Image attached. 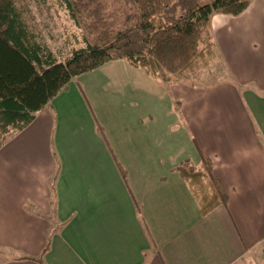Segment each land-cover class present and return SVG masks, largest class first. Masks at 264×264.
Listing matches in <instances>:
<instances>
[{
	"label": "crops",
	"instance_id": "0c3cea01",
	"mask_svg": "<svg viewBox=\"0 0 264 264\" xmlns=\"http://www.w3.org/2000/svg\"><path fill=\"white\" fill-rule=\"evenodd\" d=\"M210 29L230 82L167 84L166 92L141 69L113 60L70 81L10 135L0 147V264H264V0L238 16L213 15ZM85 76L89 87L111 84L132 104L144 87L155 89L144 115L158 114L159 89L163 101L169 97L171 122H156L155 157L141 155L140 139L151 136L137 111L129 115L133 132L127 121L119 126L122 167L136 169L129 186L83 102ZM177 143L184 155L160 166L158 156ZM186 159L200 170L208 159L226 194L205 216L172 171Z\"/></svg>",
	"mask_w": 264,
	"mask_h": 264
},
{
	"label": "trees",
	"instance_id": "16d2710c",
	"mask_svg": "<svg viewBox=\"0 0 264 264\" xmlns=\"http://www.w3.org/2000/svg\"><path fill=\"white\" fill-rule=\"evenodd\" d=\"M252 0H57L83 45L59 62L15 0H0V147L26 129L70 81L118 59L156 81L180 84L214 58L210 19L238 16ZM186 159L172 171L185 181L201 216L226 201L220 183Z\"/></svg>",
	"mask_w": 264,
	"mask_h": 264
},
{
	"label": "rangeland",
	"instance_id": "374dc122",
	"mask_svg": "<svg viewBox=\"0 0 264 264\" xmlns=\"http://www.w3.org/2000/svg\"><path fill=\"white\" fill-rule=\"evenodd\" d=\"M210 1L211 0H202L204 4H207ZM15 3L18 7L25 11L27 22L38 32L41 37V42L54 54L59 62L67 60L73 49L80 48L83 45L82 33L69 20L66 12L60 7L57 0H15ZM90 73L91 72H89V74ZM88 77L89 76H85V78L80 80L81 86L84 85L82 87L79 85V89L82 92L83 102L89 113L93 116V118L95 115V118L98 121L96 123L97 133L100 134L101 137H107L110 141V152L114 164L124 180V183L129 186L135 181L134 177L136 169L133 163L131 164L128 162L129 172L127 174L124 167H122L123 163L119 158V145H117V142L120 141L119 126L122 122L127 121L126 124L128 132H133V129H129V115L130 113L137 111L136 115H141V119H138L137 123L141 125L140 127H142V129L143 127L145 128L146 125L148 126L149 129L147 128V131H149L152 139H140L143 144L141 148V150L143 149L141 155L148 158L151 156L155 157L160 150L159 145L154 144V142L157 143L155 136L159 132V130H157L156 122H158L157 124L160 128H164V124L169 121L171 117L167 104V99L169 97L167 96V99L163 101L161 97V91L163 90L159 89V112L158 114L155 113V115L148 116L144 114H146L147 105H152V102L154 103L155 89L151 94L150 89L148 87H144L140 103L137 101V104H132L130 103L128 95L127 98H124V94L121 92L118 93L116 88L112 87L111 84L105 88L103 86V82L101 81V83H97L92 87H89L87 85ZM224 80L230 82L232 79L221 58H214L208 68L202 69L191 75L189 80L183 81L180 84L206 88ZM158 83L159 86L167 92V88H164L167 84L160 81ZM174 113L177 118V111H174ZM155 118H157V120ZM150 122H152L153 125L149 124ZM170 122L171 121H169V123ZM147 131H145L146 134ZM176 131L177 130L175 129V132ZM123 136L127 141L128 137L126 132L123 133ZM176 136L177 135H175V137ZM9 138L10 136L5 137L2 141V145L5 144ZM124 143V146L121 148L124 149V147H126L128 149L129 145L126 142ZM149 144H151V146ZM177 144L178 145L173 146V152L168 151L166 154L164 152V154L158 156L157 159L160 166L164 163H168L166 160L169 155L172 159H177L178 157L184 155V152L182 151L183 147L180 146L181 144ZM122 155H125V153H122ZM152 161L154 163V160Z\"/></svg>",
	"mask_w": 264,
	"mask_h": 264
}]
</instances>
